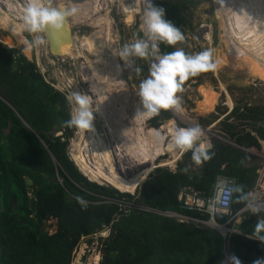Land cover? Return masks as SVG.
Masks as SVG:
<instances>
[{
	"label": "trees",
	"instance_id": "trees-1",
	"mask_svg": "<svg viewBox=\"0 0 264 264\" xmlns=\"http://www.w3.org/2000/svg\"><path fill=\"white\" fill-rule=\"evenodd\" d=\"M192 2L153 1L165 10V19L182 33L187 26L182 13ZM0 27L12 35L19 33L6 12L0 13ZM0 39L6 41L7 37ZM11 39V45L0 42V264H70L71 253L80 239L103 229H108L109 234L100 240L99 264H218L224 243L214 230L122 208L117 202L203 218L195 212H184L177 201L178 194L188 187L208 194L217 176L233 178L235 186H242L243 192L248 193L244 182L254 178L255 169L242 168L247 154L212 139L211 160L197 166L191 153L186 152L175 172L154 169L135 195L88 181L67 154L68 140L75 129L64 126L70 119L68 100L44 81L33 60L32 47L23 50L30 41L26 37ZM159 47L161 54L175 50L164 44ZM171 117L167 110H161L148 121V126L157 129L167 120L171 125ZM230 119L244 124V129L238 131L236 126L224 123L225 136L241 148L259 150L257 138L244 130L248 125L264 140V107L233 108L226 121ZM8 122L10 129L5 136ZM56 132L62 135L55 137ZM192 165L199 169L198 173L190 170ZM204 168L207 176H202ZM262 181L264 187V176ZM76 196L86 201L87 207L78 204ZM237 196L233 193V211ZM50 219L56 223L53 235L43 231V223ZM256 220L257 215L247 214L236 226L240 234L228 237L230 251L246 264L264 257V245L253 236Z\"/></svg>",
	"mask_w": 264,
	"mask_h": 264
},
{
	"label": "rangeland",
	"instance_id": "rangeland-1",
	"mask_svg": "<svg viewBox=\"0 0 264 264\" xmlns=\"http://www.w3.org/2000/svg\"><path fill=\"white\" fill-rule=\"evenodd\" d=\"M261 1L262 5H258L257 0H243L246 7L252 6L253 11L259 10L261 13L260 21L257 24L252 22L253 26L251 27L249 33L250 41L248 43V46L251 48L256 47V44H264V1ZM26 2L27 0H0V13H9L14 21V25L19 32L18 35H12L8 30L0 27V36L7 37L6 41L0 39V42L3 45H11V38L18 41L22 37H26L30 42H32L37 36H39L40 39L43 40V43L32 47L33 60L36 64L38 72L46 83L50 84L54 89L63 93L66 98L73 91L80 92L91 97V101H93L91 108L94 112L92 126L94 127V132H96L98 135L97 138L100 140V144L103 145L105 140L103 139L102 134L105 133V131L108 132V127L106 123L99 118V112L95 108V102L98 99L95 89L93 88L96 95L93 97V94L90 92L88 94L86 84L84 83L86 79H90L92 77V68H95L96 65H101L105 60L107 62L106 70H101V67H97L95 70L97 78H99V80L104 83L103 85L105 87H107V84H105L106 81H104L103 74H107V78L109 80V91H106L107 99H124L125 103H127L124 105V107L128 112H130V107H132L130 99H137L139 101L135 93L138 91L140 80L148 76L149 66L153 61V58L148 57L146 59H136V66L141 68V73L136 75L134 72H130L127 68H124V62L120 59L118 52L124 44L132 42L133 33H135L138 38V34L141 36L143 35L144 0H84V5L80 4V0H75V3L74 0H62L63 6H68V9H70L69 5L72 6L75 4V8L77 10L76 19L78 22L75 21L76 19L74 17H68L69 29L71 30L75 49L74 57H67V55H65L60 58L50 55L43 33L30 34L24 31L21 21V14ZM222 2L225 3V7L231 8L233 6L231 3H233L234 0H222ZM216 12L217 10L215 9L213 0H193L188 10H185L182 13L187 21V26L184 28L183 33L185 40L183 43L177 44L175 48L182 49L186 54H194L203 50L204 48H212L214 49V58L220 64V62H222L221 58L226 52V40L224 42L225 37L222 23L220 21L221 18ZM85 13L86 15L83 17ZM248 14L253 16L251 11ZM106 19L108 21L107 23ZM107 24H109V34L113 41V49L115 48V61L110 58L108 55L109 53L106 54L104 45L106 38H103L102 40L103 49L98 54L97 59H94L91 54L86 51L87 48L85 47L84 40H87L90 34L93 35L96 31L97 34L99 33L102 37L106 33L105 29ZM233 30L234 29L231 31ZM75 56L79 57L76 58ZM111 60L113 62L110 64ZM253 61L254 58H252L246 66V68H249L250 71L256 70L252 77L247 75L248 73H235V70L242 66L241 64L236 66L233 72L228 70L226 67H221L218 65L219 68L215 72L202 73L196 77L190 78L185 82L186 85L183 91L177 94L181 101L182 111L177 115H173L169 109L168 111L172 116V124L168 125L166 121L157 130L172 128L173 125L178 128H187L198 124L202 129L203 135L205 136L201 137L202 141L205 142L206 138V141L218 139L229 142L227 137L224 135V133L227 131V128L223 126L224 123L233 127L236 126L238 131L244 129L241 126L244 124H240L239 122L235 120L233 121L232 119L226 121L232 109L242 107L243 105L264 107V62L261 64L260 68L255 69L254 66H251ZM143 67H145L144 70L142 69ZM206 96H210L209 99L213 100L214 105L212 104L211 109L204 111L205 107L209 108L207 107L208 99ZM4 102L6 103V101ZM71 109L72 106L70 105V115ZM126 119L128 118L125 117L124 120L126 121ZM146 120H144L142 125L143 130L141 128L138 129H141L140 131L150 129L155 130L150 127L148 128V120ZM113 124L114 123H112V120L108 121V126L111 127ZM103 125L106 127L105 130ZM249 130H251L250 126L246 125L244 131ZM88 132L89 131H84L83 133L81 130L74 129L72 136L68 140L69 148L67 147V154L69 159L71 157L69 156L71 154L69 151L71 143H78L80 139L85 137ZM57 133L59 132H56L55 134ZM160 133L165 137V139L161 141V146L165 148L164 146L168 144L170 135L166 130ZM111 141L112 140H109L110 143ZM111 144H113L111 145L113 146V149H116L114 143ZM81 147L85 150L86 148H89L86 140L84 141L83 145H81ZM113 149L111 148V151ZM103 151L101 154L103 157H106L105 162L109 164L106 166L109 170L107 171L108 173L112 172V168L110 167V160L112 159L114 160V163L119 171H121V174L128 179L131 178L134 172L139 170V168L146 167V164L137 166L138 160L133 158L135 153L132 151H126L125 154L119 151L117 152L118 154H115V157H113V155L109 157L105 150ZM262 152L264 155L263 149ZM97 154L98 153L95 150L92 154L93 158L90 156L91 160L93 159L96 166L98 165V158L101 157V154L100 156ZM112 154H114V150L112 151ZM170 157L171 156L168 153H164V156L156 159L153 162L154 166L150 173L154 170V167L157 166L169 169L167 166L163 165V162L171 160ZM144 179L142 182H144ZM87 180L90 181L89 179ZM94 183L97 184L98 182ZM140 183L135 186L134 192L127 194L135 195V191L140 187ZM98 185L107 186V184L104 182L98 183ZM117 204H120L122 208L127 207L126 203L124 204L122 202H118ZM133 206H135L138 210V206L135 204H133ZM139 209L142 208L139 207ZM143 210L145 212L154 213L152 209L147 208ZM229 224L226 228L231 231ZM43 225V231L47 235H53L55 233V220L50 219L45 221ZM105 233H107V235H105ZM108 234L109 231L103 229L91 236L81 238L77 247H75L71 253L70 264H99L101 259L100 240L106 238ZM97 258L98 260L96 261Z\"/></svg>",
	"mask_w": 264,
	"mask_h": 264
},
{
	"label": "clouds",
	"instance_id": "clouds-1",
	"mask_svg": "<svg viewBox=\"0 0 264 264\" xmlns=\"http://www.w3.org/2000/svg\"><path fill=\"white\" fill-rule=\"evenodd\" d=\"M217 2L223 5L222 0H217ZM76 11L74 7L64 9L54 0H27L21 14L22 26L24 31L30 34L65 30L68 17L74 16ZM184 40L185 36L181 30L165 19V10L154 5L153 0H144L143 35L138 38L133 33L132 42L124 44L118 52L120 59L124 62V68L136 75L141 73V68L135 64L136 59L153 58L148 76L140 80L138 91L135 93L140 107L135 113L134 120L150 119L158 116L161 110L171 109L177 113L181 112V101L177 94L183 91L185 82L202 73L217 70L219 62L214 58L212 48H204L194 54H186L180 48L160 53L161 44L174 48ZM42 43L43 40L37 36L23 50L28 51L31 47ZM66 99L72 109L70 119L64 122V126L81 131H91L94 118L91 97L73 91ZM151 135L157 141L165 139L157 130H151ZM202 135V129L198 124L187 128H172L168 147L181 154L190 152L191 160L199 166L202 162L211 160L214 155L211 151L212 144L202 141ZM184 171L186 169H181V172ZM231 191L238 194L237 202H246L249 210L257 215L253 236L264 245V204L256 202L251 192H243L242 186H233ZM75 199L82 207H87V202L80 196H76ZM215 211L217 209L210 208V212ZM228 264H241V261L235 255H231L228 257ZM252 264H264V257L256 258Z\"/></svg>",
	"mask_w": 264,
	"mask_h": 264
},
{
	"label": "bare ground",
	"instance_id": "bare-ground-1",
	"mask_svg": "<svg viewBox=\"0 0 264 264\" xmlns=\"http://www.w3.org/2000/svg\"><path fill=\"white\" fill-rule=\"evenodd\" d=\"M59 1L62 7L68 9V6L66 7L63 6L62 0H59ZM257 1H258V5H262L261 0H257ZM213 2L215 4V9L217 10L216 13H218L219 17L221 18L220 21L222 23L224 37H225L224 42L226 40V46H225L226 52L221 58L222 62H220V64L218 63V65L221 67H226L228 70L233 72L236 66H239L242 64L241 67L235 70V73L236 74L248 73L247 75L252 77L254 73L256 72V70L250 71L249 68H246L248 62L252 58H254V61L252 62L251 66H254L255 69L260 68L261 64H263L264 62V44H259V45L256 44L255 45L256 47L254 48H251L250 46H248V43L250 41L249 33L251 30V27L253 26L252 22L257 24L260 21V15H261L260 11L259 10L253 11L252 6L246 7L243 0H234V2L231 3V5H233L231 8L225 7L226 1L225 3L223 2V5L219 4L217 0H213ZM74 3H75V0H74ZM80 4L84 5V0H80ZM69 6H70L69 7L70 9H72L73 7L75 8V4L72 6L71 5ZM250 11L252 12L253 16H250L248 14ZM86 13L83 15V17L86 15ZM72 17L76 19V14ZM75 21H77V19ZM107 22L108 21L106 19V23ZM232 29L234 30L231 31ZM105 30H106L105 31L106 33L102 37L99 33L97 34V31H96L95 32L96 34L92 33L93 35L90 34L87 40H84L85 47L87 48L86 51L89 52L94 59H97L98 54L103 49L102 40L103 38H106L105 42L103 41L105 43L104 45L106 49V54L109 53L108 55L110 56V58L115 61V51H114L115 48L113 49V41L110 38L109 24H107V27ZM74 50L75 49H74V44H73V39H72L71 47H67L63 53H65L67 57H74L75 55ZM75 57L77 58L79 56H75ZM112 62L113 61L111 60L110 64ZM106 66H107V62L104 60L101 65H96L95 68L101 67V70H106ZM95 68H92L93 70L92 77L90 79H86L84 84H86V89L88 91V94L90 92L91 94H93V97L96 94H97L96 96H98V99L95 102V108L99 112L98 113L99 118L102 119L108 127L107 133L111 136L112 138L111 143H114V146L116 148L114 149V153L116 152L115 154H118L117 152L122 151L121 149H124V152L132 151L133 153H135L133 155V158L135 160H138V162H140L141 164L143 163L148 164V167L138 172L136 175H132V177L128 179L121 174V171L119 172V169L117 168V166L114 163V160L112 159L110 160L111 162L110 167L112 168V172L108 173L107 171L109 170L106 166L109 164L105 162L106 157H103L101 153L103 150H105V152L107 153V155H109V157L112 156V154H110L108 146H106L107 144H105L106 142L105 143L103 142V145L100 144V140L97 138L98 135L96 134V132H94L93 126H92L93 127L92 130L89 131L86 135L84 134L85 137L81 138L78 143H74V142L71 143L70 150H69L71 154L69 156H71L70 157L71 161L80 171V173L83 176H85L87 179H89L90 181L98 182V183L104 182L105 184L113 187L119 192L131 194L132 192H134L135 186L138 185V183L142 182L144 177L151 170L152 162L155 157L163 155L164 152L167 151V153L171 156L170 158H172V161L171 160L167 162L164 161L163 165L171 166L174 163V161L178 159L180 154L177 151L170 149L168 146L163 148L161 146V141H157L151 135V129L140 131L141 129L143 130L142 125L144 123V120L142 119L134 120L135 113L137 109L140 107L139 101L137 99H130V102L132 104L131 105L132 107H130L131 109L130 112H128L126 108L124 107V105L127 104L125 103L124 99H107L106 91H109L108 89L109 80L107 78V74H103L104 81H106L105 84H107V87H105L103 85L104 83H102V81L99 80V78H97ZM93 88L95 89L96 94L94 93ZM206 97L208 99L207 107L209 108L205 107L206 109L204 108V111L211 109L212 104H213V100L209 99L210 96H206ZM91 104H93V101H91ZM171 112L173 115L178 114L174 110H171ZM125 117L128 118L126 119V121L128 120V124H129L128 127H127V124L122 122L125 119ZM109 120H112V123H114L111 127L108 126ZM112 127L114 128V130ZM138 128H141V129L139 130ZM166 129L169 130L168 132H170L169 128H164V129H160L157 131L161 132V131H165ZM108 134L107 136H109ZM85 140L89 147V148H86V150L82 149L81 147V145H83ZM111 143H110V146L113 145ZM111 147L113 148V146ZM95 150L98 153L97 155L100 156L101 154V157L98 158L97 166L95 165L93 159L91 160L90 158V156L92 157V154L94 153ZM97 260L98 258L96 259V261Z\"/></svg>",
	"mask_w": 264,
	"mask_h": 264
},
{
	"label": "built area",
	"instance_id": "built-area-1",
	"mask_svg": "<svg viewBox=\"0 0 264 264\" xmlns=\"http://www.w3.org/2000/svg\"><path fill=\"white\" fill-rule=\"evenodd\" d=\"M172 128H178L175 125L172 126ZM171 128V129H172ZM234 186V180L230 178H221L217 181L216 187L214 190V193L209 198H202L198 193H191L182 191L178 195V202L181 204L180 208L184 210V212H196L202 215H205L207 217L206 221H200L196 219L189 218L188 216L184 215V213H175L171 211H158L153 210V212L156 215H160L162 217L166 218H172L176 219L180 222H187L192 223L194 225H206L211 227L212 229L218 231L220 234L227 235L229 233V230L226 228L229 223H233L236 217L240 215V213H243L245 211H250L247 206L243 208V210H239L235 215L231 214V202H232V196L233 192L231 191V188ZM111 202V201H106ZM122 202V201H121ZM258 203L264 204V195L263 197H260L257 201ZM118 203V202H117ZM125 204V202H122ZM127 209H134L137 210L133 204L126 203ZM118 205V204H117ZM119 207L120 204L118 205ZM138 210L147 209L142 208ZM210 208L217 209L215 212H210ZM227 219L225 224H222L221 221L223 219ZM108 231V230H106ZM218 264H228V257H223ZM241 264H246L244 262H241Z\"/></svg>",
	"mask_w": 264,
	"mask_h": 264
},
{
	"label": "crops",
	"instance_id": "crops-1",
	"mask_svg": "<svg viewBox=\"0 0 264 264\" xmlns=\"http://www.w3.org/2000/svg\"><path fill=\"white\" fill-rule=\"evenodd\" d=\"M168 111V110H167ZM169 112V111H168ZM170 112H171V110H170ZM169 112V113H170ZM172 113V112H171ZM170 113V114H171ZM153 118V117H152ZM152 118H150V119H147L148 121L149 120H151ZM171 119H172V117H171ZM146 120V121H147ZM147 121V122H148ZM168 121V120H167ZM123 123H125V124H127V127H128V122L127 121H125V120H123L122 121ZM166 122V121H165ZM164 123V122H163ZM163 123L161 124V126L163 125ZM124 125V124H123ZM133 126H134V124H133ZM161 126H159V127H161ZM159 127L157 128V129H159ZM103 128H104V130L106 129V127L103 125ZM148 128H149V126H148ZM164 128V127H163ZM145 129V128H144ZM157 129H155V130H157ZM169 129H171V128H169ZM166 131H167V133H169V135H170V132H168L169 130H167L166 129ZM161 132H163V131H161ZM247 132H251L252 133V135H254L256 138H257V141H258V144H259V150H257V149H255V148H241V147H239V146H237L236 144H234V142H232V141H230L229 140V138H227V140L229 141V142H227V141H225V140H219V141H221V142H223V143H225L226 145H228V146H230L231 148H233V149H240L241 151H244L246 154H247V157H246V159L245 160H243L242 161V168H244V169H255V172H254V178L253 179H251V180H248V181H246V182H250V181H254L255 180V186H254V188H253V191H251V190H248L246 187V189H247V191L248 192H251L252 194H253V196L255 197V199H256V202L258 201V199L260 198V197H263V195H264V187H262L261 186V183L263 182L262 180H263V176H264V162H263V158H264V155H263V152H262V149H263V151H264V148H263V142H264V140H260L257 136H256V133L255 132H253V130L251 129V130H249V131H247ZM224 133V132H223ZM107 132L105 131V133H103L102 135H103V139L105 140V142H106V144H107V146H108V149H109V152H110V154H112V151L114 150L111 146H110V142H109V140L111 139L112 140V138H111V136L109 135V136H107ZM163 135V134H162ZM224 135H225V133H224ZM106 136H107V138H106ZM204 135H202V137H203ZM216 140H218V139H216ZM205 142H210V140L209 141H206V138H205ZM162 143V142H161ZM166 146H168V144H166L164 147H166ZM111 148L113 149L112 151H111ZM122 151H121V153H123V154H125V152H124V149H121ZM178 152V151H177ZM116 153V152H115ZM115 153L114 154H112L113 155V157H115ZM120 153V154H121ZM164 153H167V151L166 152H164ZM179 153V152H178ZM119 154V155H120ZM180 155H179V157H178V159L176 160V161H174V163L171 165V166H169V165H165V166H167L169 169H167V170H169V171H171V172H175V170H176V168H177V163L178 162H180L181 161V159H182V156L185 154V153H183V154H181V153H179ZM121 156V155H120ZM125 156V155H124ZM162 156H164V154L163 155H160V156H158V157H153L154 158V160H153V162L156 160V159H158L159 157H162ZM260 158L261 160H262V163H261V165L260 166H253V167H244V163H246V162H248V161H254V159L255 158ZM70 160H71V158H70ZM169 161V160H168ZM171 161H172V158H171ZM153 162H152V168H151V170L153 169ZM167 162V161H166ZM73 163V162H72ZM250 163V162H249ZM74 164V163H73ZM144 164H146V163H143V164H141L140 162H138V164H137V166L139 165V166H141V165H144ZM161 165V164H160ZM76 167V166H75ZM146 167H148V164H146ZM145 167V168H146ZM77 168V167H76ZM145 168H139V170H137L136 172H134V174L133 175H136L138 172H140V171H142L143 169H145ZM156 168H162V167H159V166H157ZM155 168V169H156ZM204 169H206V168H204ZM78 170V169H77ZM150 170V171H151ZM190 170H192V171H194V172H196V173H198V168H196L194 165H192V166H190ZM79 171V170H78ZM123 171H125V170H123ZM150 171L147 173V175H146V177L149 175V173H150ZM120 172V171H119ZM79 173H80V171H79ZM81 174V173H80ZM202 176H207V172L205 171L204 172V170H203V174H202ZM85 177V176H84ZM145 177V178H146ZM86 178V177H85ZM221 178H227V177H224V176H217L216 177V179H215V181H214V183L211 185V188L209 189V193L207 194V193H205L204 191H196V190H194L193 188H191V187H188V188H184L182 191H187V192H191V193H198L202 198H209V197H211L212 196V194L214 193V190H215V187H216V183H217V181L219 180V179H221ZM230 179H233V178H230ZM145 180V179H144ZM234 180V179H233ZM245 183V182H244ZM234 186H235V180H234ZM181 191V192H182ZM180 192V193H181ZM179 193V194H180ZM178 194V195H179ZM237 200V199H236ZM236 200H234V206H235V209H234V211L232 210V208L230 207V209H231V214L232 215H235L239 210H243V208L246 206V203L244 202V205H241V207H240V209L239 210H237L236 209ZM177 201H178V196H177ZM196 213V212H195ZM199 214V213H198ZM247 214H252V215H254L251 211H245V212H243V213H240V215L238 216V217H236L235 218V220L233 221V223H230L229 224V226L231 227V231H229V233H228V236L227 235H222V234H220L218 231H216V230H214V229H212L211 227H209V226H206V225H202V224H200V225H194V224H192V223H187V222H180V221H178V220H176V219H174L176 222H178V223H181V224H185L186 226H191V227H195V228H197V229H203V228H208V229H212V230H214L216 233H218L220 236H221V238H222V240H223V250H222V257L220 258V260L223 258V257H229V256H231V255H233L232 254V252L230 251V249H229V245H228V237H229V235L230 234H240V232L237 230V228H236V226H238V225H240V223L242 222V220L245 218V216L247 215ZM185 215V214H184ZM201 217H203V218H200V217H194V216H191V217H189V218H192V219H196V220H202L203 222L204 221H206L207 220V217L205 216V215H202V214H199ZM187 216V215H186ZM222 224H225L226 222L224 221V222H221ZM249 238H251V239H253L254 237H250L249 236ZM255 240V239H254ZM219 260V261H220ZM241 261V260H240ZM242 262V261H241Z\"/></svg>",
	"mask_w": 264,
	"mask_h": 264
},
{
	"label": "water",
	"instance_id": "water-1",
	"mask_svg": "<svg viewBox=\"0 0 264 264\" xmlns=\"http://www.w3.org/2000/svg\"><path fill=\"white\" fill-rule=\"evenodd\" d=\"M54 2L62 7V5H61L59 0L58 1L54 0ZM64 9H66V8H64ZM43 34L45 36V39H46V42H47V47H48V52L50 53V55H52V56H54L56 58H60V57L65 56V53H63L64 50L67 47H71V45H72V35H71V30L69 29L68 21H67V28L65 30L49 31V32H46V33H43ZM9 129H10V122H8L7 128L4 131V135L5 136L8 135ZM61 135H62V133L59 132V133L55 134L54 136L55 137H59ZM47 137H48V135H47ZM261 163H262V160L260 158L256 157L254 159V161H248V162L244 163V167L260 166ZM155 168L156 167H154V169ZM205 171H206V169H204V172ZM57 178H58V176H57ZM146 178H145V180H146ZM25 180H26L27 185L31 186L32 182L28 178H26ZM59 183H61V182L59 181ZM107 186H109V185H107ZM254 186H255V180L244 183V187H246L248 190H251V191H253ZM13 202L15 204V198H13ZM241 205H244V203L237 202V200H236V209L237 210L240 209Z\"/></svg>",
	"mask_w": 264,
	"mask_h": 264
}]
</instances>
